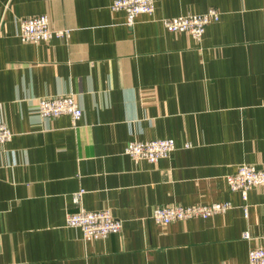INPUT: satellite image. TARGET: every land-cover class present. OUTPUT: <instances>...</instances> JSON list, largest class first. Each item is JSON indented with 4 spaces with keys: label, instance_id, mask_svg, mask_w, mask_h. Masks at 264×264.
<instances>
[{
    "label": "crops",
    "instance_id": "crops-1",
    "mask_svg": "<svg viewBox=\"0 0 264 264\" xmlns=\"http://www.w3.org/2000/svg\"><path fill=\"white\" fill-rule=\"evenodd\" d=\"M116 0H0V264H249L264 248V187L245 200L227 178L264 169V0H155L133 26ZM221 13L198 42L162 19ZM66 30L20 40L22 18ZM73 96L83 110L43 118L38 99ZM173 139L156 164L132 141ZM83 192L80 204L75 194ZM232 208L164 226L160 206ZM109 210L121 233L85 241L67 217ZM250 234L245 239L244 234Z\"/></svg>",
    "mask_w": 264,
    "mask_h": 264
},
{
    "label": "built area",
    "instance_id": "built-area-1",
    "mask_svg": "<svg viewBox=\"0 0 264 264\" xmlns=\"http://www.w3.org/2000/svg\"><path fill=\"white\" fill-rule=\"evenodd\" d=\"M113 11H123L127 15V22L133 26L139 16H153L156 10L155 0H116ZM221 13L210 10L203 15H188L179 18L162 19L165 29L171 33H187L194 40L200 42L209 25L218 23ZM20 40L24 43L38 44L49 42L53 38H63L66 30H55L51 26L48 16L22 18L19 22ZM38 113L43 118H57L69 116L73 122H78L83 116V110L75 97L60 96L40 98ZM13 132L6 124H0V146L12 141ZM177 149L173 139H160L147 142L132 141L125 150V155L134 161H146L156 164L170 156ZM227 184L233 192H239L247 200L249 191L264 187V169L253 165H242L237 172L227 178ZM83 192L74 196V202L80 204ZM232 208L230 203L213 204L208 206H160L152 214V219L159 225H170L175 222H185L197 218H210L224 213ZM66 225L82 232L85 241L106 239L111 235L122 232L123 222L113 217L109 210L87 211L84 209L67 217ZM250 239V234H244ZM249 264H264V248L255 247L249 251Z\"/></svg>",
    "mask_w": 264,
    "mask_h": 264
}]
</instances>
